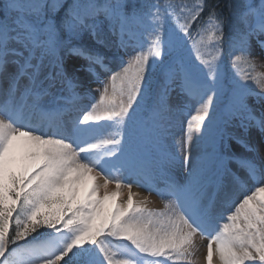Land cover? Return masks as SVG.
Listing matches in <instances>:
<instances>
[{
    "label": "snow or ice",
    "instance_id": "obj_1",
    "mask_svg": "<svg viewBox=\"0 0 264 264\" xmlns=\"http://www.w3.org/2000/svg\"><path fill=\"white\" fill-rule=\"evenodd\" d=\"M197 236L264 264V0H0V264H196Z\"/></svg>",
    "mask_w": 264,
    "mask_h": 264
},
{
    "label": "rangeland",
    "instance_id": "obj_2",
    "mask_svg": "<svg viewBox=\"0 0 264 264\" xmlns=\"http://www.w3.org/2000/svg\"><path fill=\"white\" fill-rule=\"evenodd\" d=\"M227 70H228L229 73H231L233 71L230 67ZM97 87H98V85L95 82H91V88H92V91L93 92L95 91V89ZM251 87L256 88V85L255 84H251ZM186 118H187V114H185V119ZM174 130H177V131H175L174 133H172L169 136V138H168L169 150L174 155L179 156L180 155L179 141L181 140V138L183 136V124H181V123L176 124L174 126V128L172 129V131H174ZM258 135H259L258 132H253V138L258 137ZM232 151L236 152V154H238V155L239 154H245L244 149L240 145H234V148L232 149ZM229 167H231L232 169H235L236 168V165H235L234 162H230L229 163ZM173 171H174V174H176L177 176H182L185 173V169L183 167H181L179 163H177L175 165ZM101 183H102V180H101ZM155 186L158 187V188H161V189L164 187L163 183L160 182V181H158V180L156 181ZM134 187H136V186H134ZM134 187L132 188V191L133 192H134ZM136 188H137V190L135 191V193H138L139 194V190H142L143 191V187H136ZM145 193L149 194L147 190L145 191ZM151 195H153V197ZM147 197L149 199H151V200L152 199L155 200L157 197H159L160 200H161V202L163 203L162 198L159 195H157L156 192H152ZM152 203H150V206H148V207L154 208V209H159V208L162 207V206H158V205L154 206ZM221 222H223V221H221ZM196 243L197 244H202V246H204V247L207 248L208 240H207V238H201V237L197 236ZM217 262L218 263H214V264H220V262H219L218 259H217ZM203 263L206 264V262L204 261V258L203 257H201V259L198 258V257L196 258V264H203Z\"/></svg>",
    "mask_w": 264,
    "mask_h": 264
},
{
    "label": "bare ground",
    "instance_id": "obj_3",
    "mask_svg": "<svg viewBox=\"0 0 264 264\" xmlns=\"http://www.w3.org/2000/svg\"><path fill=\"white\" fill-rule=\"evenodd\" d=\"M178 124V123H177ZM175 131H177V130H174V131H172V133H174ZM100 183H101V180L99 181ZM91 186V181L90 180H88L87 178H86V181H85V187L87 188V187H90ZM110 187H112L113 189H114V186L113 185H111ZM144 188V187H143ZM137 190V188L136 187H134V193H135V191ZM139 190V189H138ZM145 190H146V188H144V192L142 191V190H139V195L136 197V199H142L143 197H146V196H148L149 194H147V193H145ZM123 192H124V196H125V198H126V195H127V189L125 188V189H123ZM152 197H153V195H151ZM158 198V199H157ZM155 200H151V199H149L151 202L150 203H152L154 206H156V205H158V206H162V202H161V200H160V198L159 197H157ZM150 203L148 204V206H150ZM197 246H198V250H197V253H196V258L198 257V258H200L201 259V257H203L204 258V261H205V257H206V251H207V248L206 247H204V246H202V244H197ZM206 262V261H205ZM214 263H218L217 262V258H215L214 257ZM204 264V263H203Z\"/></svg>",
    "mask_w": 264,
    "mask_h": 264
}]
</instances>
